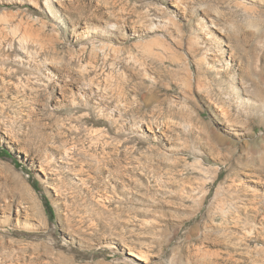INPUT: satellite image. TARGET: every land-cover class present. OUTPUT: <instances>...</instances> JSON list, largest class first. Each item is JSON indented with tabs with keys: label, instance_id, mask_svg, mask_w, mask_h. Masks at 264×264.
I'll list each match as a JSON object with an SVG mask.
<instances>
[{
	"label": "rangeland",
	"instance_id": "1",
	"mask_svg": "<svg viewBox=\"0 0 264 264\" xmlns=\"http://www.w3.org/2000/svg\"><path fill=\"white\" fill-rule=\"evenodd\" d=\"M43 2L0 0L44 33L0 38V264H264V0Z\"/></svg>",
	"mask_w": 264,
	"mask_h": 264
},
{
	"label": "bare ground",
	"instance_id": "2",
	"mask_svg": "<svg viewBox=\"0 0 264 264\" xmlns=\"http://www.w3.org/2000/svg\"><path fill=\"white\" fill-rule=\"evenodd\" d=\"M20 1H22V0H20ZM26 1H28V2H30L31 4H33V5H37V7L39 6V5H41V1L42 0H26ZM44 8H46V10L49 12V13H51V14H54V7H53V5H52V0H44ZM14 13H12V12H10V11H4L1 15H0V26H2L4 23H6V22H9V21H12L13 20V18H14ZM42 21V20H41ZM36 22V21H35ZM43 24L44 23H42V26H43ZM176 23H175V20L173 21V19H169L168 18V20H166V21H164L163 23H162V26H169V25H175ZM109 27L111 28V29H118L119 27H118V24H115V23H110L109 24ZM77 28V27H76ZM153 30L154 29H156V25H155V28H154V26H153V28H152ZM176 34H177V43H176V46H177V48L179 49V48H182L183 46H182V42H181V38H182V36H181V34L180 33H178V31L176 32ZM44 35V33H43V28L41 27V28H34L33 27V23L31 22V21H24L23 20V18L22 19H20V20H18V22H16L11 28H7V27H5V26H2V28H1V31H0V38H5L7 41H10V44H9V46H8V48L9 49H14V47H15V45H14V40H16V39H18V43H19V45L17 46V48H18V50L20 51V52H22V53H24L25 55H27L29 58H30V51L28 52V46L30 45V44H38V43H42V41H43V36ZM82 35L83 36H88V35H90V31L89 30H85L84 32H82ZM163 42V41H162ZM164 43V42H163ZM160 43V41H156V42H151V43H148L145 47H146V50L152 55V54H155V56L157 55V56H159V54L158 53H156L155 51H154V48L155 47H157V46H160V47H163V48H166V49H171L170 47H169V45L167 44V43ZM182 43V44H181ZM200 42H198L197 41V39L196 38H194V37H191L190 38V41L188 40V45L189 46H187V49L186 50H184L183 52L185 53V54H187L188 56H191L192 57V55H195L196 54V52H197V50H198V48L201 46L200 44H199ZM42 45V44H41ZM93 45H95V44H93ZM184 45V44H183ZM1 47V46H0ZM95 47V46H94ZM162 48V49H163ZM1 49V48H0ZM171 52V54L170 55H172V57L174 58V59H179L180 57H182L183 58V54L179 51V50H170ZM32 52V51H31ZM169 52V51H168ZM210 52H212V51H210L209 50V48H207V49H204V50H202L201 51V55L196 59L197 61H198V63L201 65V63L203 64V65H205L206 67L205 68H208V69H211V70H213V69H216L218 66L217 65H215V63L213 62V59H212V57L213 56H211V53ZM18 54H20V53H18ZM20 57V56H19ZM22 57V56H21ZM160 57H162V55H160ZM27 58V57H26ZM181 59V58H180ZM21 60V59H20ZM23 60V59H22ZM21 60V61H22ZM179 62H181L180 60H178ZM187 62V61H186ZM188 65V64H187ZM227 65L229 66L230 65V61H228V63H227ZM227 66V67H228ZM187 69H188V67H187ZM48 77L50 78V80H53L54 79V77H53V75H52V73H50L49 75H48ZM190 83H191V81H190V78H189V76H187L186 78H185V85H186V87H190ZM80 95H82V93L80 92ZM73 103H74V105L77 103L76 101H73ZM243 109V108H242ZM220 111V113L222 114V115H224V116H226L228 113V111H227V109H220L219 110ZM151 130V129H150ZM129 254L130 255H132V256H135V257H137V258H141V259H143V257H144V255L143 254H141V253H139L138 251L136 252V251H134L133 249L132 250H130L129 251Z\"/></svg>",
	"mask_w": 264,
	"mask_h": 264
}]
</instances>
